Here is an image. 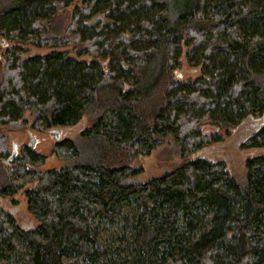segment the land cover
Wrapping results in <instances>:
<instances>
[{
	"label": "trees",
	"instance_id": "1",
	"mask_svg": "<svg viewBox=\"0 0 264 264\" xmlns=\"http://www.w3.org/2000/svg\"><path fill=\"white\" fill-rule=\"evenodd\" d=\"M72 1L0 0L4 35L54 49L10 54L0 79V200L35 182L37 222L23 229L0 207V264H264V155L239 183L195 154L243 119L242 148H264V0H83L50 35ZM181 48L198 78L176 76ZM27 111L35 131H77L53 146L66 166L36 172L45 157L28 147L4 164L2 128ZM167 138L179 162L132 181Z\"/></svg>",
	"mask_w": 264,
	"mask_h": 264
},
{
	"label": "rangeland",
	"instance_id": "2",
	"mask_svg": "<svg viewBox=\"0 0 264 264\" xmlns=\"http://www.w3.org/2000/svg\"><path fill=\"white\" fill-rule=\"evenodd\" d=\"M83 0H73L72 4L63 8L55 17L52 18L49 34L60 35L69 23L72 10L77 7H81ZM1 30V27H0ZM53 49V48H52ZM50 48H39L30 42L28 35H18L16 39H9L0 31V79L6 64L7 57L11 54L16 61L26 60L33 56L46 55L50 51ZM54 50V49H53ZM56 50L67 51L69 55L77 60L86 59L87 57H76L70 48L62 47L56 48ZM89 59V57L87 58ZM201 63L197 65H190L187 59V50L181 48L179 52V65L175 69L176 76L182 81L198 78L201 72ZM264 87V76L257 80ZM23 120L26 121V125L18 127L17 125L2 128V133L6 136L8 153L2 158H7L12 152V148L17 150V156H19L24 147H28L31 136L37 140L35 147L30 148L37 154L45 157L44 162L41 165L33 167L36 172H45L51 169H59L66 166V162L59 160L53 153V146L57 140L53 137L51 130L40 132L31 128L33 120V114L30 111L25 112ZM86 126L88 123L85 122ZM225 130H219L224 134L221 141L212 143L204 148H201L196 155L202 156L213 163H223L225 169L237 182L243 183L245 179V167L244 162L248 157L255 155H264V148L261 149H244L242 143L244 139L251 134L253 125L246 119L241 120L238 125H229ZM203 132L218 131L215 127L204 125L202 127ZM64 137L75 138L77 131L74 129L65 130L62 129ZM29 148V147H28ZM179 162V159L175 155V147L171 138H167L162 145L153 150L148 155H140L133 162V167H142V172L139 174L135 182H143L153 176H158L171 166ZM35 187V182H29L24 188L19 190L16 194L4 197L0 200V207L11 214L17 223V225L23 229H33L36 227L37 222L27 209V200L24 191L29 188Z\"/></svg>",
	"mask_w": 264,
	"mask_h": 264
},
{
	"label": "water",
	"instance_id": "3",
	"mask_svg": "<svg viewBox=\"0 0 264 264\" xmlns=\"http://www.w3.org/2000/svg\"><path fill=\"white\" fill-rule=\"evenodd\" d=\"M51 133L53 135V137L55 138V140H59L61 136H63V132L62 129H52ZM37 140L34 138V136H31L30 142L28 144L29 148H34L35 144H36ZM17 157V150L15 147L12 148V152L10 153V155L4 159V164L8 165L11 162H13Z\"/></svg>",
	"mask_w": 264,
	"mask_h": 264
}]
</instances>
